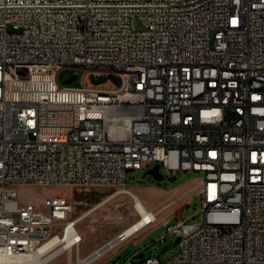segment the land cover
<instances>
[{
	"label": "built area",
	"instance_id": "obj_1",
	"mask_svg": "<svg viewBox=\"0 0 264 264\" xmlns=\"http://www.w3.org/2000/svg\"><path fill=\"white\" fill-rule=\"evenodd\" d=\"M153 162L202 176L203 221L168 226L166 261L123 264H264V0H0V257L82 242L53 230L79 221L67 196L21 189L123 190Z\"/></svg>",
	"mask_w": 264,
	"mask_h": 264
},
{
	"label": "rangeland",
	"instance_id": "obj_2",
	"mask_svg": "<svg viewBox=\"0 0 264 264\" xmlns=\"http://www.w3.org/2000/svg\"><path fill=\"white\" fill-rule=\"evenodd\" d=\"M137 28L141 25L137 23ZM76 73L65 69L59 75L62 83ZM68 88H79L82 72ZM100 76V74L95 75ZM87 88L93 90L117 91L119 88L110 80L105 83L93 84L90 75L84 79ZM127 192L115 189L80 191L58 187L20 190V197L31 196L34 199L45 195H65L74 206L75 218H79L77 227L82 237L78 250L71 252L72 259L84 257L95 249L120 234L126 227L136 221L139 216L134 209V200L130 193L138 196L147 209L157 213V220L152 225L139 231L133 237L122 243L113 251L90 264H123L133 254L140 253L134 258L139 262L145 258L155 257L160 261L176 255L179 245L174 244L176 237L168 235L161 243L159 238L166 234L169 225L177 217L184 221L201 223L203 221L201 189L203 178L193 172L167 173L153 162L144 171L130 173L126 176ZM174 202L170 207L162 209L166 204ZM162 209V210H161ZM168 222V223H166ZM67 252L55 255L49 264H66ZM74 263V262H73Z\"/></svg>",
	"mask_w": 264,
	"mask_h": 264
},
{
	"label": "bare ground",
	"instance_id": "obj_3",
	"mask_svg": "<svg viewBox=\"0 0 264 264\" xmlns=\"http://www.w3.org/2000/svg\"><path fill=\"white\" fill-rule=\"evenodd\" d=\"M121 192L127 191L122 190ZM130 195L134 200V209L139 215V218L121 232L128 239L141 231V226L143 225L144 220L151 218V215L154 214L147 209L146 205L138 196L131 192ZM53 230L60 233H66V237H75V235H80L77 229V223H71V230H67V225L65 223H53ZM57 244H60V235H51L49 241L41 245L36 252L25 256H16L13 258L0 257V264H49L56 254L63 251L67 252L66 264H90L95 262L97 257L96 253H92L73 261L71 255L73 248H70V242L63 243V246H61L58 250L53 253H49V250Z\"/></svg>",
	"mask_w": 264,
	"mask_h": 264
},
{
	"label": "water",
	"instance_id": "obj_4",
	"mask_svg": "<svg viewBox=\"0 0 264 264\" xmlns=\"http://www.w3.org/2000/svg\"><path fill=\"white\" fill-rule=\"evenodd\" d=\"M77 79V74H73L70 76L68 79L64 80L62 82L63 85L69 86L72 84L75 80ZM90 80L93 84H99V83H105L107 80L112 81L117 87H120L121 85V80L117 76L114 75H100V76H95L93 74L90 75ZM179 239H176L174 244H177Z\"/></svg>",
	"mask_w": 264,
	"mask_h": 264
},
{
	"label": "crops",
	"instance_id": "obj_5",
	"mask_svg": "<svg viewBox=\"0 0 264 264\" xmlns=\"http://www.w3.org/2000/svg\"><path fill=\"white\" fill-rule=\"evenodd\" d=\"M150 211V210H149ZM139 216V215H138ZM78 224V223H77ZM77 229H78V227H77ZM78 231H79V229H78ZM50 263V262H49Z\"/></svg>",
	"mask_w": 264,
	"mask_h": 264
}]
</instances>
